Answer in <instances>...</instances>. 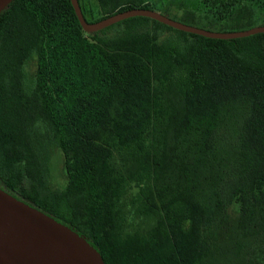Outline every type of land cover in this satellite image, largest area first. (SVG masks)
Wrapping results in <instances>:
<instances>
[{
	"label": "trees",
	"instance_id": "16d2710c",
	"mask_svg": "<svg viewBox=\"0 0 264 264\" xmlns=\"http://www.w3.org/2000/svg\"><path fill=\"white\" fill-rule=\"evenodd\" d=\"M202 1L223 24L203 28H245V3ZM97 3L93 19L79 4L86 21L153 9ZM130 181L139 223L125 231ZM0 189L82 235L103 264H264V32L209 37L137 14L84 30L70 0H9Z\"/></svg>",
	"mask_w": 264,
	"mask_h": 264
},
{
	"label": "water",
	"instance_id": "95a60500",
	"mask_svg": "<svg viewBox=\"0 0 264 264\" xmlns=\"http://www.w3.org/2000/svg\"><path fill=\"white\" fill-rule=\"evenodd\" d=\"M9 0H0L2 9ZM84 30H93L137 14L209 37H235L263 31L256 24L234 30H211L173 19L151 8L131 7L88 22L78 0H70ZM0 264H103L93 246L75 230L0 189Z\"/></svg>",
	"mask_w": 264,
	"mask_h": 264
},
{
	"label": "rangeland",
	"instance_id": "374dc122",
	"mask_svg": "<svg viewBox=\"0 0 264 264\" xmlns=\"http://www.w3.org/2000/svg\"><path fill=\"white\" fill-rule=\"evenodd\" d=\"M83 14L87 19H93L101 15L97 0H78ZM156 11H161L167 16L177 20H187L195 25L208 28L223 26L222 21H217V14L204 5L202 0H144ZM245 3L250 13L244 17V27L256 25L264 21V2L262 0H239ZM191 14L192 19L187 16ZM248 16V17H247ZM195 22V23H194ZM111 30H108L110 32ZM168 32V31H167ZM165 32V33H167ZM114 152V158L117 160ZM114 160V163L116 162ZM64 181L61 172V161L53 160L49 182L52 185H60ZM137 187L133 181L125 184L122 195L119 199L120 210L124 216L123 229L125 231L138 230V217L135 213V195Z\"/></svg>",
	"mask_w": 264,
	"mask_h": 264
}]
</instances>
